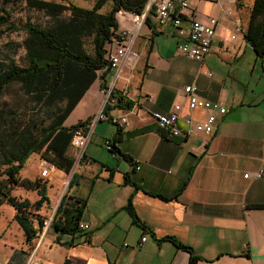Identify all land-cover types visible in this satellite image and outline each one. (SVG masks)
<instances>
[{
    "label": "crops",
    "instance_id": "obj_1",
    "mask_svg": "<svg viewBox=\"0 0 264 264\" xmlns=\"http://www.w3.org/2000/svg\"><path fill=\"white\" fill-rule=\"evenodd\" d=\"M188 2L182 27L190 20H216L209 53L201 62L178 52L184 38L169 21L156 25L148 15L131 46L133 63L122 67L114 82V69L102 79L97 72L62 122L69 127L87 119L82 130L88 138L74 168L79 150L68 145L73 164L67 175L74 173L75 183L66 192L84 203L81 219L89 227L85 240L48 228L27 244L13 224L16 235L6 236L9 253L0 264H8L14 251L20 264H26L33 248L39 264H187L188 252L166 237L187 246L197 257L194 264H264V208L257 207L264 204V57L243 37L253 0ZM235 18L238 33H233ZM111 84L116 95L133 104L113 106V97L106 115L93 122L104 104L98 90ZM189 84L199 98L227 112L217 116L208 136L159 131L152 113H168L174 104L181 107L179 116H190L191 123L204 116V111L186 107L182 89ZM177 125L183 128L180 120ZM118 128V152L112 154L103 142H112ZM40 163L32 158L21 178L32 179ZM54 170L56 175L45 178L46 188L53 186L55 192L65 173ZM258 170L256 179L243 177ZM128 198L137 221L124 209Z\"/></svg>",
    "mask_w": 264,
    "mask_h": 264
},
{
    "label": "trees",
    "instance_id": "obj_2",
    "mask_svg": "<svg viewBox=\"0 0 264 264\" xmlns=\"http://www.w3.org/2000/svg\"><path fill=\"white\" fill-rule=\"evenodd\" d=\"M147 0H94L90 8L52 0H0V37L11 33H21L20 41L7 40L0 45V202L12 207V219L22 230L24 240L30 244L39 235L44 217L37 211L48 203L46 186L40 179L18 176L24 161L30 154H40L41 158L68 174L73 158L68 155L69 139L76 127L87 122H77L69 127L62 122L80 99L84 91L97 77L102 79L109 69L105 57V43L116 29L115 13L119 10L140 13ZM107 10L101 12V8ZM43 11L56 16L68 11L65 19L57 20L50 26L42 27L29 19L12 18L17 6ZM144 21H148V15ZM244 39L259 57H264V0H253L248 24L243 32ZM89 39L91 52L85 49ZM18 49L23 53L18 60ZM17 85L19 92L37 106L53 107L46 112L48 124L41 126L36 110H19L15 102L4 98L10 85ZM101 88H106L104 85ZM116 98L113 106L128 108L133 102L123 100L113 88L100 113L106 115L109 100ZM119 128L112 142L111 153H116L114 143L120 140ZM42 178V177H41ZM75 183L71 173L67 188ZM13 188L33 191L37 198L29 202L10 194ZM264 208V204L257 205ZM84 203L63 194L54 209L48 228L57 235H68L70 239L81 234L77 223L81 219ZM124 209L137 218L132 210L130 198ZM170 239L177 247L188 252L187 264H194L191 250ZM59 238L56 237V242ZM59 243V242H58ZM64 244H71L65 242Z\"/></svg>",
    "mask_w": 264,
    "mask_h": 264
},
{
    "label": "built area",
    "instance_id": "obj_3",
    "mask_svg": "<svg viewBox=\"0 0 264 264\" xmlns=\"http://www.w3.org/2000/svg\"><path fill=\"white\" fill-rule=\"evenodd\" d=\"M190 6L188 0H147L143 10L140 13L131 11L119 10L115 13L116 29L112 32L109 39L105 43V57L110 69L115 70L113 82L118 76V72L122 67L130 66L135 55L131 51L132 43L138 35L141 24L144 22L146 15H150L156 25L164 24L169 21L171 27L176 30L177 35L184 38L183 42L177 44L178 52L188 59L201 62L202 59L209 53L210 43L214 35V26L216 20L211 18L207 24L200 23L196 20H190L186 27L181 26V13L183 9ZM225 14L229 16L230 11L226 10ZM233 33L240 32V25L238 19L232 20ZM207 76L209 72L205 73ZM112 82V84H113ZM99 88L98 92L104 97V103L108 98L109 90L112 88ZM183 95L186 99V107L188 110L204 111V116L191 123L190 116H179L181 109L180 105H172V109L168 113H152V118L159 131H164L170 136H184L189 132H197L208 136L212 133L217 124V116L227 112L225 107H222L214 102H209L199 98L196 95V87L193 84L185 85L182 89ZM101 111V110H100ZM98 112L94 117L93 122L99 120L103 114ZM181 121L183 128L177 125V121ZM117 123L116 120H113ZM88 135L82 130V127H76L70 136L69 145L76 150H79L73 168L76 167L81 160V149L87 141ZM103 146L110 151L109 140H104ZM114 154V153H112ZM41 167L38 175L40 177H48L49 173L55 168L45 161H41ZM72 173V172H71ZM69 174L63 193L59 196L58 202L63 194L67 192V184L70 178ZM261 171L254 173H244L243 177L249 175L250 178L256 179L260 176ZM67 195V194H66ZM69 196V195H68ZM58 204V203H57ZM54 212V211H53ZM53 212L47 218H43L40 233L43 234L49 226ZM88 224L80 219L77 223V229L80 232L79 239L85 240L88 231ZM39 233V234H40ZM143 241V238L140 239ZM35 248H33L27 257L26 264H39L34 258Z\"/></svg>",
    "mask_w": 264,
    "mask_h": 264
},
{
    "label": "rangeland",
    "instance_id": "obj_4",
    "mask_svg": "<svg viewBox=\"0 0 264 264\" xmlns=\"http://www.w3.org/2000/svg\"><path fill=\"white\" fill-rule=\"evenodd\" d=\"M52 1H60L63 3H71L79 7L83 8H90L94 0H52ZM108 4H105V8H101V12L107 10ZM16 10L13 12V15L15 16V19H29L30 21L39 24L42 27H47L55 23L57 20H62L67 18L68 16V11H64L56 16H51L49 14H46L43 11H37L34 9H26L20 4L15 8ZM22 38L21 33H13L9 35H4L0 37V45L3 43L4 40H16L20 41ZM85 49L87 52H91V44L90 40L86 39L85 40ZM23 53L22 49H18L17 55L15 56L18 57L17 59L19 60L21 55ZM4 98L7 99L10 103L11 100L15 102V107L19 110H36V118L37 120H42L41 126H46L48 124V119L46 117V112H49L53 109V107H48V106H37L34 104V102L29 101L26 97H24L19 90L17 89V85H10L9 89L7 92L4 94ZM36 157L37 160L44 161L40 154H30L27 157V160L23 166V168L19 171L18 176L21 177L24 174H27L29 172V168L31 165V160L32 158ZM39 170V168H38ZM21 175V176H20ZM56 175V171L53 170L52 172L49 173L48 177H52ZM34 178L40 179V182L44 183L46 186V179L45 177H40L38 174H35ZM68 178L67 174H60L59 176V181L56 184L55 187V192L53 190V186L47 187L46 188V196L50 201V205L43 204V209H39L37 213L41 215L44 218H47L52 214L54 211L55 207L57 206V203L54 205V200L55 196L57 193L60 195L64 191V186L65 182ZM34 192L32 191H24L21 188H13L10 190V194L17 199H27L29 202H31L34 198ZM37 198V196H36ZM13 215V209L12 207L8 206L5 201L0 202V260L3 258L6 254L9 253V249L5 247L6 243V236L10 234V236L15 237L16 235V229L12 227L13 224L16 225V222L12 219ZM5 236V237H4ZM8 245V244H7ZM20 254L17 251L11 252L10 257H9V263L8 264H20V259L21 257L19 256Z\"/></svg>",
    "mask_w": 264,
    "mask_h": 264
}]
</instances>
